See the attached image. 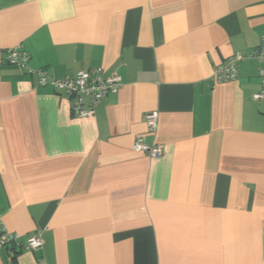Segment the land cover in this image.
<instances>
[{"label":"crops","instance_id":"crops-1","mask_svg":"<svg viewBox=\"0 0 264 264\" xmlns=\"http://www.w3.org/2000/svg\"><path fill=\"white\" fill-rule=\"evenodd\" d=\"M262 35L264 0H0V229L44 242L0 249V264H264L258 63L212 79ZM16 46L33 69L123 86L75 117L8 64ZM138 138L162 157L135 152Z\"/></svg>","mask_w":264,"mask_h":264},{"label":"built area","instance_id":"built-area-1","mask_svg":"<svg viewBox=\"0 0 264 264\" xmlns=\"http://www.w3.org/2000/svg\"><path fill=\"white\" fill-rule=\"evenodd\" d=\"M30 59L29 52L22 46L11 48L6 54L8 64L18 66L31 75H37L40 87L51 88L65 94L70 99L72 114L78 118L93 116L104 98L119 92L123 86L122 77L116 73H109L102 69H91L79 71L75 78H59L44 68L33 69L30 67ZM246 59H254L258 63L260 89L253 98L264 103V35L261 36L260 46L248 55L235 53L217 66L212 79L215 84L237 81L240 76V63ZM146 125L151 133H156L159 127V112H149L146 115ZM133 149L135 152L146 154L151 158H160L164 153L162 145L158 143L148 144L143 138H138L135 141ZM43 244L39 232L29 235L24 243L21 234L4 226L0 229V249L13 246L9 252L10 259L17 256L16 248L36 252L43 247Z\"/></svg>","mask_w":264,"mask_h":264}]
</instances>
